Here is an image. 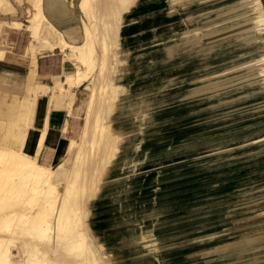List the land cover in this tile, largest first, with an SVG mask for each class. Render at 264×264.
<instances>
[{
  "label": "bare ground",
  "instance_id": "obj_1",
  "mask_svg": "<svg viewBox=\"0 0 264 264\" xmlns=\"http://www.w3.org/2000/svg\"><path fill=\"white\" fill-rule=\"evenodd\" d=\"M134 1L78 0L82 16H74L68 9L71 0H0V17L10 19H0V62L11 59L6 38L10 32L24 30L31 38L23 54L28 65L25 91L15 92L10 88L14 84L0 87V264H115L104 244L94 242L99 236L90 234L88 219L100 200L117 203L121 209L128 205L131 189L139 184L136 175L144 171L142 162L150 152H134L138 140L159 122L154 117L158 109L177 97L151 90L147 77L193 61H207L205 75L198 79L203 84L184 99L205 95L217 100L206 106L213 108L240 97L243 83L227 84L232 69L255 61L264 74V50L252 46L243 50L244 44L232 42L264 30L260 0H237L229 7L221 0H170L168 17H182L186 25L173 30L161 43L150 41L149 49L140 55L133 52L126 37H120L123 20H135L130 16ZM47 5L66 9L59 13L66 17L61 21L75 23L78 19L83 34L80 43L67 41L44 12ZM20 6L26 9L25 25L15 19ZM237 11L244 18H239ZM55 50L63 56L59 72L49 76L52 85H47L39 81L38 56ZM132 54L133 69L142 79L129 91L125 86L134 71L117 75L116 66L126 64ZM82 87L86 97L78 104L75 91ZM47 91L45 123L37 131L33 120L36 106ZM62 111L67 115L60 142L66 145L65 155L55 164L59 149H48L41 162L50 117L58 119ZM79 115L82 124L76 131L69 121ZM35 131L33 143L31 135L36 133L31 132ZM261 138L246 136L228 146L211 148L215 153L230 152ZM180 145H167L165 150L176 154ZM134 169L135 177L130 178L129 171ZM160 189L159 185L155 188ZM155 202L159 215L172 203L158 196ZM130 225V220L124 219L114 227H127L121 247L135 251L132 260L142 262L147 254Z\"/></svg>",
  "mask_w": 264,
  "mask_h": 264
},
{
  "label": "rangeland",
  "instance_id": "obj_2",
  "mask_svg": "<svg viewBox=\"0 0 264 264\" xmlns=\"http://www.w3.org/2000/svg\"><path fill=\"white\" fill-rule=\"evenodd\" d=\"M221 1L229 7L237 0ZM260 1L264 9V0ZM71 2L73 11L78 9L79 12L78 0ZM170 5V0L134 1L131 11H134L135 22L128 25L123 20L120 37L127 29L133 41L130 47L136 55L149 49L150 41L161 43L172 36L173 30L186 25L182 17H168ZM46 8L47 16L56 24L59 19L54 14L56 8L50 9L48 5ZM236 13L244 18L241 11ZM25 20V16L18 19L24 25ZM64 22L70 23V20ZM75 25L79 27L78 23ZM28 37L24 30L7 35L10 60L27 63L23 54L31 40ZM232 42L244 44L243 50L249 46L264 50V30L256 36H240ZM62 56V53L52 56L51 66L55 70ZM135 65L132 54L126 64L116 66L117 75L134 71L125 86L129 91L134 82L142 79L138 70L133 69ZM206 65L207 61H193L146 79L151 90L177 94V97L170 98L158 109L154 117L159 122L147 128V133L138 140L139 146L134 152H150L142 162L144 171L136 175L139 184L131 189L128 205L124 204L121 209L117 203L100 200L88 219L90 234L99 236L94 242L104 244L115 264H264V74L255 61L232 69L226 77L227 84L243 83L240 97L235 96V100L222 106L206 108L217 100L206 99L205 95L184 99L186 93L203 84L198 79L205 75ZM0 83L2 88L4 84H14L10 88L20 94L26 89L22 78L15 81L0 74ZM86 92L83 87L75 91L78 104L86 97ZM72 121L71 127L78 131L81 115ZM260 135L261 140L230 152L215 153L211 148ZM181 143V151L176 154L165 150L167 145L174 147ZM135 174L136 169L129 171L130 178ZM158 185L162 190H155ZM172 194L174 196L169 197ZM157 196L172 201L171 207L161 215L155 202ZM124 219H129L130 227L139 234L140 248L147 254L142 262L132 260L135 251L121 247L127 227L114 225Z\"/></svg>",
  "mask_w": 264,
  "mask_h": 264
},
{
  "label": "crops",
  "instance_id": "obj_3",
  "mask_svg": "<svg viewBox=\"0 0 264 264\" xmlns=\"http://www.w3.org/2000/svg\"><path fill=\"white\" fill-rule=\"evenodd\" d=\"M72 1V0H71ZM73 3L71 2V5L68 7L70 14H73L74 16L76 15H80V11L78 12V9L76 10V12L73 11ZM17 10V14L15 19L18 21V19H21V17H27V13H26V9L24 6H20V7H16ZM66 11V9L62 6V5H57L56 9L54 10V14L56 15L57 18H59L56 21L57 24V29L64 33L65 38L67 39L68 42L70 43H80L82 38H83V34L81 29H79V27H76L75 24H77L78 19L75 18L77 21L76 23H68V22H64L61 21L60 19H65L66 17L64 15H60L59 13H63ZM44 12L46 13V15L49 14V10L45 7ZM59 14V15H58ZM59 16V17H58ZM131 18H134L135 14L134 11H131L130 14ZM9 19V18H6ZM135 22L131 21V22H126L124 24H133ZM11 33H16V32H11ZM122 35L124 37H126L127 42L131 45L133 43L132 41V37L131 34L128 33L127 29L122 31ZM9 36V35H8ZM71 37L73 39H71ZM11 45V43H10ZM60 51L55 50L54 54H51L49 52H44L42 56H38V72H39V81L41 83H45L47 85H52V81L51 79H49V76L52 74H55L57 72H59V67L57 68V70H55L51 65L54 62V59L52 58L53 55L58 54L59 56H61ZM60 59V58H59ZM28 65L27 63H21V62H17V61H12V60H4L0 62V74L4 77H8V79H14L15 81H18V79L22 78L23 82H25V78L27 76V72H28ZM12 74V75H11ZM25 75V76H24ZM6 77V78H7ZM17 83V82H16ZM24 88H22L23 90ZM48 100H49V91H47L46 95L41 97L38 100V104L36 106V112H35V116L33 118L34 120V125L38 128L36 129L37 131L42 128L43 124L45 123V118H46V111H47V106H48ZM50 123L47 129V135H46V140H45V147L46 149L43 151L41 157H40V161L43 162L45 156L47 155V150H58L57 153V157L55 158V164L59 163L60 160L64 157L65 155V148L66 145L65 144H60L61 140H62V128H64L65 126V122L67 120V115L65 111H62V114L60 116V118L56 119V118H52V116L50 117ZM70 123V127L72 125V123H74L72 120L69 121ZM37 131L35 132H31V133H36L35 135H31V139L33 140V143L35 141V136H37ZM33 143L31 145V150L30 153L33 152Z\"/></svg>",
  "mask_w": 264,
  "mask_h": 264
}]
</instances>
